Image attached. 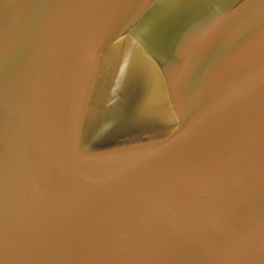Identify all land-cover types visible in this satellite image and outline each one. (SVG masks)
Here are the masks:
<instances>
[{
	"label": "water",
	"instance_id": "95a60500",
	"mask_svg": "<svg viewBox=\"0 0 264 264\" xmlns=\"http://www.w3.org/2000/svg\"><path fill=\"white\" fill-rule=\"evenodd\" d=\"M262 212L264 0H0V264H260Z\"/></svg>",
	"mask_w": 264,
	"mask_h": 264
},
{
	"label": "snow or ice",
	"instance_id": "6c2138e0",
	"mask_svg": "<svg viewBox=\"0 0 264 264\" xmlns=\"http://www.w3.org/2000/svg\"><path fill=\"white\" fill-rule=\"evenodd\" d=\"M173 195L179 198L184 193L180 189H176ZM253 220L252 209L244 201H239L230 206L217 221L214 226L215 238L227 240V243L233 244L240 249L241 255L249 259L253 258L257 255V248L255 244L249 241L247 234L249 227L246 230H241L240 228L242 222L247 221L251 225ZM260 221L262 231L258 253L260 264H264V212L260 215Z\"/></svg>",
	"mask_w": 264,
	"mask_h": 264
}]
</instances>
